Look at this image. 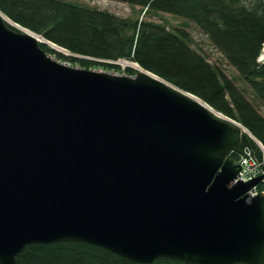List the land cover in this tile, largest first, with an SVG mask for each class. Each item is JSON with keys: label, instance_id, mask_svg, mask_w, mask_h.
I'll return each instance as SVG.
<instances>
[{"label": "water", "instance_id": "95a60500", "mask_svg": "<svg viewBox=\"0 0 264 264\" xmlns=\"http://www.w3.org/2000/svg\"><path fill=\"white\" fill-rule=\"evenodd\" d=\"M7 25L0 264L67 241L138 264H264V194H248L264 174L232 183L244 131L138 66L71 67Z\"/></svg>", "mask_w": 264, "mask_h": 264}, {"label": "trees", "instance_id": "16d2710c", "mask_svg": "<svg viewBox=\"0 0 264 264\" xmlns=\"http://www.w3.org/2000/svg\"><path fill=\"white\" fill-rule=\"evenodd\" d=\"M112 1L139 7V15L164 13L193 23L264 106V64L257 62L264 45V0ZM0 14L68 52L70 55L64 56L40 44L48 55L71 67L118 70L107 62L126 60L194 96L240 123L261 147L244 134L231 158L235 160L240 150L248 147L262 162L264 117L231 80L191 48L192 39L184 29L170 30L139 17L120 18L61 0H0ZM123 72L129 76L136 73L131 68ZM262 166L264 169V163ZM258 190L264 191V183ZM16 263L138 264L101 247L69 241L27 246ZM153 264L183 263L158 259Z\"/></svg>", "mask_w": 264, "mask_h": 264}, {"label": "rangeland", "instance_id": "374dc122", "mask_svg": "<svg viewBox=\"0 0 264 264\" xmlns=\"http://www.w3.org/2000/svg\"><path fill=\"white\" fill-rule=\"evenodd\" d=\"M61 1L73 3L76 5H80V6H84V7L90 8V9L105 11V12H108V13L113 14V15L120 17V18L135 19V18L139 17L142 21L152 22V23H156V24H162L170 30H172V29H184L189 34L190 38L192 39V43L190 44L191 48L197 54H199L201 57H203L209 65L216 67L227 79L231 80L243 92L244 96L249 101V103L258 111V113L262 117H264V106H262L260 104V102L254 97L253 93L249 90L247 85L239 78V76H238L237 72L234 70V68H232L222 58V56L216 50H214V48L208 42V39L206 38V36L203 35L193 23L188 22V21L181 19V18H178V17H174V16L169 15V14H164V13H154V14H150V15H146V16L139 15V7H132L128 4L120 3V2H116V1H112V0H61ZM3 18H5V20L7 19L4 16H3ZM11 28L15 31H19V30L15 29L14 27H11ZM24 30H27V29H24ZM19 32H21V31H19ZM28 32L33 36V34L30 31H28ZM46 47H48V46H46ZM48 48H50V47H48ZM50 49H52V48H50ZM52 50L57 52L54 49H52ZM57 53H59V52H57ZM67 53L68 52H66V51L60 52V54H62V55L66 54L67 56H69V53L68 54ZM51 57L53 59H55V56L52 55ZM57 61L64 63V64H67V63L60 61V60H57ZM107 63H110V62H107ZM126 63H131V62L126 61V60H118L116 62L110 63V64L117 65L119 68L118 70H109L103 66H91L88 68V70L108 72V73L117 74V75H126L125 72H123L124 69L130 68V67H131V69L133 68L132 66L126 65ZM74 67L80 68L78 65L74 66ZM178 91H181V90H178ZM181 92H183V91H181ZM184 93H186V92H184ZM188 95H190V94H188ZM192 97H194V96H192ZM195 99H197V98H195ZM197 100L199 103L204 104V106H206L205 108H207V105L205 103H203L199 99H197ZM209 111L211 113L214 112V114H220V113L214 111L212 108H210ZM215 116L217 117V115H215ZM226 118H228V117H226ZM221 119L222 120L224 119L223 121L227 122V120L225 118L221 117ZM235 122H237V121H235ZM243 130L244 129H242L241 131H243ZM247 132L244 130L243 135L246 134L249 137L250 135L247 134ZM260 149H261V147H260ZM262 151H263V149H262ZM259 185H261V182L258 185H256L254 189L257 191V193H262L261 191L258 190Z\"/></svg>", "mask_w": 264, "mask_h": 264}, {"label": "built area", "instance_id": "2783aa9c", "mask_svg": "<svg viewBox=\"0 0 264 264\" xmlns=\"http://www.w3.org/2000/svg\"><path fill=\"white\" fill-rule=\"evenodd\" d=\"M257 62L260 64H264V45L262 46L261 53H260L259 57L257 58ZM110 63H113V62H110ZM215 115H217V117L219 119H221V117L225 118L227 120V122H229V123L231 122V124H233L234 126H237L240 130L244 129V127L240 123H237L230 118L228 119V118L224 117L222 114H215ZM235 163L239 167V171H238L237 176L235 178V182L240 181V182L246 183V182H248L252 179H255L256 177L264 174V169L262 166L264 163V151H263L262 162H258L257 159L254 157L252 150L248 147H244L237 154V156L235 158ZM263 183H264V179L261 181V184H263ZM254 188H252L248 192V194L251 197L258 194ZM261 192L264 194V191H261Z\"/></svg>", "mask_w": 264, "mask_h": 264}, {"label": "bare ground", "instance_id": "6f19581e", "mask_svg": "<svg viewBox=\"0 0 264 264\" xmlns=\"http://www.w3.org/2000/svg\"><path fill=\"white\" fill-rule=\"evenodd\" d=\"M2 19L8 24L10 25L11 27H14L15 29L21 31V32H24V33H27V34H30L27 30H24L23 28H21L19 25L13 23L11 20H9L8 18L5 20V18H3V16L1 15ZM33 34V33H32ZM31 35V34H30ZM32 36V35H31ZM33 37L35 38V40L37 41V43L39 44H44L54 50H56L57 52H62L63 50L58 48L57 46L53 45L52 43H50L49 41H47L46 39L40 37V36H37V35H34L33 34ZM126 65L128 66H132L133 68H138L136 64L134 63H126ZM204 106V104H202ZM206 107V106H204ZM207 110H210V108L207 106L206 108ZM214 114V112H213ZM231 123V122H230ZM237 127V126H236ZM238 128V127H237ZM232 183H235V180L232 182Z\"/></svg>", "mask_w": 264, "mask_h": 264}]
</instances>
